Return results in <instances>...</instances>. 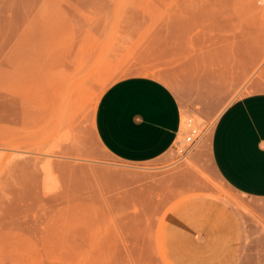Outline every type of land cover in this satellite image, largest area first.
I'll list each match as a JSON object with an SVG mask.
<instances>
[{
  "label": "rangeland",
  "instance_id": "rangeland-1",
  "mask_svg": "<svg viewBox=\"0 0 264 264\" xmlns=\"http://www.w3.org/2000/svg\"><path fill=\"white\" fill-rule=\"evenodd\" d=\"M218 2L0 0V264H167L161 219L191 193L173 176L190 167L209 180L191 154L207 149L213 119L189 110L187 83L249 61V43L223 40L233 30L219 28ZM257 44L244 82L264 83ZM132 75L167 82L181 103L178 136L148 163L113 159L95 134L104 91ZM189 121L200 138L179 153ZM215 187L264 257V201Z\"/></svg>",
  "mask_w": 264,
  "mask_h": 264
},
{
  "label": "crops",
  "instance_id": "crops-1",
  "mask_svg": "<svg viewBox=\"0 0 264 264\" xmlns=\"http://www.w3.org/2000/svg\"><path fill=\"white\" fill-rule=\"evenodd\" d=\"M218 22L224 31L233 30L223 34L224 41L249 43V61L245 69L224 66L187 83L192 94L184 103L198 106L189 110L213 119L207 149L191 154L209 180L190 167L173 176L174 184L181 182L191 193L176 200L161 219L157 245L167 264H264V257L244 246L241 219L215 187L223 184L251 201H264V83L244 82L258 56L257 43H264V0H219ZM228 53L235 59V45ZM181 115L173 86L132 75L104 91L95 134L113 159L148 163L172 146Z\"/></svg>",
  "mask_w": 264,
  "mask_h": 264
},
{
  "label": "built area",
  "instance_id": "built-area-1",
  "mask_svg": "<svg viewBox=\"0 0 264 264\" xmlns=\"http://www.w3.org/2000/svg\"><path fill=\"white\" fill-rule=\"evenodd\" d=\"M188 124H189V129L183 138V142L184 144H186L185 147L184 148L181 147L180 143H176L174 146L175 150L178 151L179 153H184L188 149L192 148L200 138L201 131H199V128L196 125H193L191 121H189Z\"/></svg>",
  "mask_w": 264,
  "mask_h": 264
},
{
  "label": "bare ground",
  "instance_id": "bare-ground-1",
  "mask_svg": "<svg viewBox=\"0 0 264 264\" xmlns=\"http://www.w3.org/2000/svg\"><path fill=\"white\" fill-rule=\"evenodd\" d=\"M112 177V176H111ZM120 182V181H119Z\"/></svg>",
  "mask_w": 264,
  "mask_h": 264
}]
</instances>
